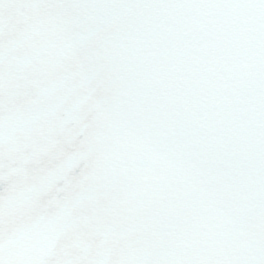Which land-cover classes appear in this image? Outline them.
<instances>
[{
    "label": "snow or ice",
    "instance_id": "snow-or-ice-1",
    "mask_svg": "<svg viewBox=\"0 0 264 264\" xmlns=\"http://www.w3.org/2000/svg\"><path fill=\"white\" fill-rule=\"evenodd\" d=\"M0 264H264V0H0Z\"/></svg>",
    "mask_w": 264,
    "mask_h": 264
}]
</instances>
